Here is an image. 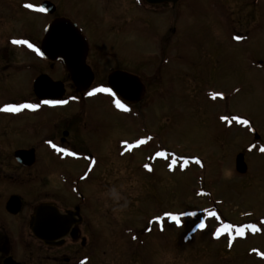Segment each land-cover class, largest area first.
<instances>
[{
	"label": "rangeland",
	"instance_id": "obj_1",
	"mask_svg": "<svg viewBox=\"0 0 264 264\" xmlns=\"http://www.w3.org/2000/svg\"><path fill=\"white\" fill-rule=\"evenodd\" d=\"M191 1L193 15L200 11L203 22L189 28V39L178 26L169 49L171 60L160 68L151 38L118 29L122 14L111 13L109 18L104 11L96 20L101 33L95 38L109 43L108 49L115 46L117 59L107 53L90 59L94 83H105L115 68L139 76L145 94L130 113L114 108L108 94L96 92L73 101L66 97L63 109L47 110L41 117L0 115V175L13 176V183L0 184V210L11 194L24 198L27 207L61 200L58 187L51 183L55 175L47 174L45 182L24 184L28 179L8 156L12 150L40 142L43 163L46 146L41 141L46 136L57 142L71 116L79 121L76 128L82 122L98 126L94 134L86 135L84 145L98 159L90 181L100 186L84 192L104 210L93 223L98 234H89L96 238V248H106V234L112 248L133 247L131 237L139 231L143 235L137 246L144 264H264V0L252 6V0H217L225 25L215 19V6L206 5L211 0ZM125 14L139 16L136 10ZM163 32L169 34L166 28ZM22 35V30L0 29V106L32 100V82L40 72L61 78L57 69H47L27 48L5 45L7 39ZM28 123L46 125L40 130L45 131L40 136L38 129V134L28 137L24 133ZM5 136H10V145L5 144ZM138 137L143 141L140 149L119 157L120 142ZM71 139L77 142L76 134ZM238 154L244 156L245 174L235 171ZM45 162L41 176L69 166L57 168L53 159ZM74 167L79 174L84 164ZM103 172L109 174V186L102 183ZM28 213L7 220L6 225L13 232L26 231L22 219ZM111 257L119 262L118 254L112 252Z\"/></svg>",
	"mask_w": 264,
	"mask_h": 264
},
{
	"label": "flooded vegetation",
	"instance_id": "obj_2",
	"mask_svg": "<svg viewBox=\"0 0 264 264\" xmlns=\"http://www.w3.org/2000/svg\"><path fill=\"white\" fill-rule=\"evenodd\" d=\"M258 1L259 0H252V2H250V6H252V4L258 3ZM192 2L193 1L191 0H154V3L149 4L146 0H0V29L22 30L23 35L19 39H26L30 43H33L39 49V52L29 49L26 45L13 44L12 39H7L5 41V45L27 48L28 50H26L31 52L34 55L33 57H35L38 62L44 64L47 69H57L61 74L60 79L54 80L47 73L40 72L32 82V100L29 98L21 101L15 100L6 102L0 106V109H3V107L7 104L18 105L30 103L39 104V108H24L18 112L0 110V115H5L9 118H15L19 117V115L23 113L27 116L34 115L41 117L46 114L45 112L47 110L52 111L63 109V107L66 106V103L54 105L45 104L44 101H39L35 97L33 92V83L36 78L41 75L47 76L53 82L62 84L64 93L63 98L60 101H65L66 97L69 98L70 101H73L74 99H78V97L88 95V93L94 88L110 89L108 86V76L116 71L125 72L136 76L143 85L145 94V86L139 76L118 68H115L113 71L109 72V74L106 76L105 83L98 85L94 83L95 73L93 65L90 64V59L97 57L99 54L103 55L104 53H107L108 55H105L109 57H114V60L117 59V56H115L116 54L114 52V48H116L115 46H113V50L108 49L109 43H106L105 45L103 38L100 37L99 40L95 38L98 31L101 33L100 25L96 22V20L98 19L99 15L104 13V11H106L105 16H109V18L111 13H115L116 17L118 15L121 16L122 14L123 19L121 18L122 23L119 24L120 28H116H118L120 31H125L124 28H129V32L136 30L139 35L144 33L148 38H151L157 45L158 57L160 58L159 63H161L159 65L160 68L164 64L168 65L171 60L169 49L170 45L172 46V37L175 35L177 30H180L178 26L182 27V30H185L184 32L189 39V28L195 25L197 21H199L198 25L202 24L203 22L201 20L202 16L200 11L198 12V15H193L194 12L191 11L194 10L191 5ZM27 4L34 5V8L26 7ZM196 5L200 6L201 2L197 3ZM206 5H211L210 7L212 8V5L215 6V19L218 23L222 22L225 25L226 20H223L222 11H219L220 5L218 4V1L211 0ZM41 7L46 9V11L41 12L35 10ZM3 8L5 9V12H2ZM132 10H136L139 13V16L144 15L145 18L142 19L139 18V16L134 19L132 17H126L125 13ZM102 19L106 18L103 17ZM57 20L68 21L71 25V28L74 27L81 34L86 44L84 64L92 72L93 81L90 87L82 94L76 93V87L71 81V74L61 57L54 55L53 60H48L41 54V44L46 36V32L48 28ZM165 28L169 34H164L163 31H165ZM64 42H67V45L69 46H73V40L70 38L66 40L58 39L57 45H62ZM65 50L71 51L72 53H78L76 48ZM106 50H109V52H106ZM69 56H71V58L74 60L78 58L77 54ZM118 59L120 61L121 58L118 57ZM44 91H46V89H44ZM98 93H104L106 95L108 94L113 100V107L118 110H121L122 108L116 107V100H119L121 104L125 106L123 109H128L129 113L134 106V103L131 104L123 102L121 99L116 97L114 93L111 92V90L110 92ZM75 119L73 120L71 116L68 117V120H66L64 125V130L61 131L57 142L53 140L50 135V138L45 136L44 140L41 141L44 142L46 146V151L43 155L45 161L47 159H53L57 168L59 166H64L62 164H67L66 166L69 165L68 167L58 170L55 169V173H52V171L45 172L44 175L41 176V174H39L41 170L40 166L46 162L43 161L42 163V160L40 159V157H42L39 152V150L42 149L40 142L37 143L36 147L20 148L9 152L8 158L11 159L10 161L12 162L13 167L25 174L26 178L24 179H28L23 181L24 184L37 181L45 182L48 180L46 178L47 176L51 177L52 175H55L56 178L53 179L51 183L58 187L57 190H59V193L57 194V197L61 200L57 202L43 201L33 204L31 207H27L25 206L24 198L18 194H11L7 197V200L3 205V211L0 210V221L2 224L6 225L7 220H16L15 218H18L26 210H28L29 213L27 214L26 218L22 219V228H26V231L18 230L13 232L7 225L2 227L0 224V264H144L141 257V246H137L140 235H143L141 232L138 231L135 233L136 235L134 234L133 237H131V244H134L133 247L124 246L112 248L110 247L111 240H109V234H106L104 239L106 248L104 249L96 248V238H92L91 235H89L98 234L94 230L95 228L93 223L95 224L97 222L96 217L104 211L103 209L100 210L99 206H97L98 203L92 202V200L89 199L84 192V188L90 191V187L93 189L94 185L99 186L95 182L90 181L91 176H93V172H96L98 169V159L90 154V152L87 151V147L84 146L86 142V135L91 133L94 134L96 132L94 130H97L95 127L98 126L96 124L90 125L86 122H82L80 128H76L75 124H77L79 121ZM88 126H93V128L90 129ZM43 127H46V125H40L39 127H36V125L28 123L24 133L27 134V136L30 134L28 137H31L32 133L38 134L39 129V135L41 136L42 132L45 131V129H43L42 132L40 131ZM87 131H90V133ZM48 133L50 132L48 131ZM71 134H76L77 142L71 139ZM5 137L7 138V140H4L5 144L10 145V136ZM142 143L143 141H141V137H138L134 141L122 140L120 142V144H122V150L118 156L123 158L124 156L128 157L132 155L134 151H138L140 149ZM61 149L64 151H61ZM28 150H33L34 162L29 167L22 166L16 161L15 153L17 151ZM70 153H74V155ZM80 162L84 164V167L78 174L77 168L74 166ZM36 166V175H32L31 172ZM106 175H109L108 172L102 173V183L106 182L109 186V181L106 179ZM12 179L13 176L11 174L3 173L0 175V184H10ZM12 197H17L21 203L20 211L16 214L10 213L6 208L8 200ZM43 203L54 204L56 209L62 215H67L68 213L71 214V218L75 223L74 229L77 230V235L74 238H72L70 235H65L63 238L55 240L52 245H46L33 236L29 229L30 216L33 212V209ZM25 216L26 215L23 217ZM5 227L8 228L9 231ZM158 231L159 230H157V232ZM145 232H147V230ZM13 234L15 235L12 236ZM101 250L102 252H100ZM112 252L114 254H118L119 262L116 263L114 261L115 259H111ZM101 255H103L102 260ZM147 264L155 263L152 262Z\"/></svg>",
	"mask_w": 264,
	"mask_h": 264
},
{
	"label": "water",
	"instance_id": "obj_3",
	"mask_svg": "<svg viewBox=\"0 0 264 264\" xmlns=\"http://www.w3.org/2000/svg\"><path fill=\"white\" fill-rule=\"evenodd\" d=\"M149 4L154 0H146ZM72 39L73 46L64 42L58 44V39ZM76 48L78 53H72L65 49ZM86 53V44L81 34L66 20L55 21L47 30L46 36L41 44V54L48 60H53L54 55L64 60L66 67L71 74V81L76 87V93H84L93 81V74L84 64ZM78 55L77 59L71 58L69 55ZM56 57V56H55ZM108 86L116 96L126 103L139 102L144 94L143 85L140 80L131 74L116 71L108 76ZM46 89V91H44ZM33 92L39 101H60L63 97L64 90L61 83L53 82L45 75H41L33 83ZM255 139L258 138L253 130ZM16 161L22 166H31L34 162L33 150L17 151L15 153ZM247 166L244 162V156L238 154L235 158V171L239 174H245ZM7 210L16 214L20 211L21 203L17 197L8 200ZM72 220V221H71ZM75 223L71 218V214L62 215L52 203H43L33 209L30 216L29 229L33 236L42 241L46 245L52 243L65 235L74 238L77 230L74 229Z\"/></svg>",
	"mask_w": 264,
	"mask_h": 264
},
{
	"label": "snow or ice",
	"instance_id": "obj_4",
	"mask_svg": "<svg viewBox=\"0 0 264 264\" xmlns=\"http://www.w3.org/2000/svg\"><path fill=\"white\" fill-rule=\"evenodd\" d=\"M26 7L28 8H34V5L32 4H27ZM37 11H46V9L44 8H39V9H35ZM237 39H239V37H237ZM13 44H17V45H26L29 49H32L36 52H39V49L33 44V43H30L28 40L26 39H14L12 41ZM96 92H110V89H107V88H94L92 89V91H90L88 93V95H93L94 93ZM45 104H64V103H67V101H50V100H45L44 101ZM116 103V107L117 108H125V106L123 104H121V102L119 100H116L115 101ZM39 104H30V103H25V104H18V105H13V104H7L3 107V109H0V110H3V111H9V112H18L20 111L21 109H24V108H28V109H36V108H39ZM127 110V109H125ZM241 123H244V124H247L248 121L247 120H243V121H240ZM61 151H64L63 149H61ZM262 151H264V149H262ZM70 154H73L74 153H70ZM158 155H163L162 153H158ZM214 215V213H213ZM171 219L176 222L177 224L180 223V220L177 216H172ZM204 225L201 224L199 225V227H203ZM243 233H241L242 235ZM217 236H219V230L217 231L216 233Z\"/></svg>",
	"mask_w": 264,
	"mask_h": 264
}]
</instances>
